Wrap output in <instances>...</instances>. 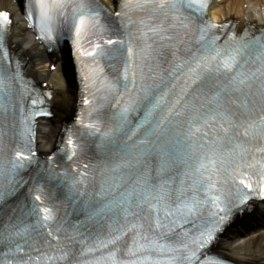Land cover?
<instances>
[{
	"label": "snow or ice",
	"instance_id": "1",
	"mask_svg": "<svg viewBox=\"0 0 264 264\" xmlns=\"http://www.w3.org/2000/svg\"><path fill=\"white\" fill-rule=\"evenodd\" d=\"M35 6L45 38L52 36L53 21L67 17L71 9L78 57H89L93 62L88 73L83 74L85 88H102L105 101L110 96L118 97L114 126L107 131L102 130L99 122L86 127L91 135L99 134L101 147L118 148L119 159L104 166L105 179L99 193L86 191V173L70 185L76 195L98 196L92 215L105 219L110 215L115 225H109L107 237L81 251L82 257L92 256L82 264H201L202 250L213 243L233 210L242 208L253 197L264 200V30L254 37L245 32L239 38L233 32L229 37L232 43L221 47L214 30L228 26L211 22L195 25L193 19L197 14L201 18L206 15L208 0H124L122 11L116 15L128 18L130 25V14L149 13L139 21V35L131 34L127 41L97 42L90 51H84L81 41L93 30L103 31L91 0H35ZM32 15L29 11V19ZM157 17L161 22L150 26ZM168 19L173 23L165 27L164 21ZM10 23L9 14L0 13V25L7 28ZM169 29H183L184 37L198 33L199 49L190 59L177 57L178 62L166 80L162 74H154L151 62L155 61L157 50L148 41L150 37L172 41V36L165 35ZM132 36L143 41V45L137 48ZM179 43H184V39ZM104 44L120 45L124 53L122 74L116 81L101 79L103 68L96 66L104 57L113 58L112 50ZM85 67L82 64V73ZM6 71L0 66V114L5 116L9 109L3 100L11 95L14 79L6 76ZM157 76L159 83H155ZM146 78L153 84H146ZM174 78L181 85L178 92ZM121 80L123 94L119 91ZM84 103L91 105L92 101L86 99ZM141 106L147 110L133 126L130 117ZM12 111L15 112V106ZM181 119L184 127H180ZM23 123L21 136L28 145L32 132L28 121ZM67 144L71 160L79 146L72 139ZM226 144L232 147L223 150ZM153 154L158 160L155 170L147 162ZM34 155L30 148L18 147L7 166L0 167V178L6 177L8 181L7 185L0 184V201L26 183L16 177ZM174 164L183 166L184 171L178 175L185 178L179 182L175 202L170 187L175 177L166 175ZM77 185H83L85 191ZM188 192L192 194L185 196ZM34 201L43 203L39 195ZM27 215L37 217L34 225L21 227L10 219L0 226V248L7 249L0 251V264H72L74 252L60 246L59 235L54 236L56 250L51 252H42L34 242H29L32 231L47 229V234L53 235L48 227L54 219L53 210L34 203ZM196 219L200 220L198 224ZM188 223L193 224L194 233L193 229H184ZM202 264L222 262L208 259Z\"/></svg>",
	"mask_w": 264,
	"mask_h": 264
},
{
	"label": "bare ground",
	"instance_id": "2",
	"mask_svg": "<svg viewBox=\"0 0 264 264\" xmlns=\"http://www.w3.org/2000/svg\"><path fill=\"white\" fill-rule=\"evenodd\" d=\"M104 1L110 7L117 8L118 0ZM22 3L23 0H16L15 8L9 10L12 27L8 41L22 50L30 61V73L41 85L51 90L54 116L41 122L38 130L39 146L43 151H48L55 146L56 134L61 128L62 120L70 117L75 111L78 84L70 70L69 77L65 80L64 76L59 77L56 81L58 71L67 68L70 63L68 55L65 50L57 53L46 51L31 33L28 22L22 18ZM9 6L10 0H0V13L8 10ZM210 15L215 21L232 20L240 28L246 25L264 26V0H214ZM244 225L252 228L247 236L237 230ZM255 239H258V243L254 247ZM217 248L222 254L239 263L264 264V205L257 204L251 213L228 228L219 239Z\"/></svg>",
	"mask_w": 264,
	"mask_h": 264
},
{
	"label": "rangeland",
	"instance_id": "3",
	"mask_svg": "<svg viewBox=\"0 0 264 264\" xmlns=\"http://www.w3.org/2000/svg\"><path fill=\"white\" fill-rule=\"evenodd\" d=\"M14 1L15 0H10V6L8 7V10H11L15 7ZM58 78L59 77L56 78V81ZM62 82H63V80H62ZM53 85H54V83L51 84V86H53ZM251 229L252 228L250 226L244 225V226L239 227L237 230L243 236H247L249 234V232L251 231ZM257 243H258V239H255L254 247L257 245Z\"/></svg>",
	"mask_w": 264,
	"mask_h": 264
}]
</instances>
